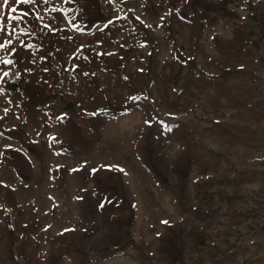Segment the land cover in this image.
<instances>
[{
	"label": "rangeland",
	"instance_id": "obj_1",
	"mask_svg": "<svg viewBox=\"0 0 264 264\" xmlns=\"http://www.w3.org/2000/svg\"><path fill=\"white\" fill-rule=\"evenodd\" d=\"M0 264H264V0L0 2Z\"/></svg>",
	"mask_w": 264,
	"mask_h": 264
},
{
	"label": "snow or ice",
	"instance_id": "obj_2",
	"mask_svg": "<svg viewBox=\"0 0 264 264\" xmlns=\"http://www.w3.org/2000/svg\"><path fill=\"white\" fill-rule=\"evenodd\" d=\"M0 2H2L3 6H5V7H8L9 6V0H0ZM17 2L32 3V2H34V0H17ZM11 11L12 12H16L17 9L15 7H12L11 8ZM9 19H19V17H9ZM4 63H10V61H4ZM4 75L6 76V75H8V73H4Z\"/></svg>",
	"mask_w": 264,
	"mask_h": 264
}]
</instances>
